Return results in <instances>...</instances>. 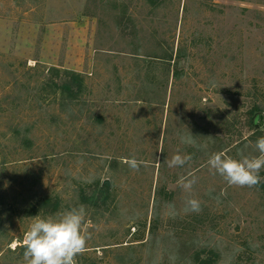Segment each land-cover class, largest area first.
<instances>
[{
    "label": "rangeland",
    "instance_id": "1",
    "mask_svg": "<svg viewBox=\"0 0 264 264\" xmlns=\"http://www.w3.org/2000/svg\"><path fill=\"white\" fill-rule=\"evenodd\" d=\"M261 136L264 0H0V264L80 205L77 264H264V169L240 187L207 164Z\"/></svg>",
    "mask_w": 264,
    "mask_h": 264
},
{
    "label": "clouds",
    "instance_id": "2",
    "mask_svg": "<svg viewBox=\"0 0 264 264\" xmlns=\"http://www.w3.org/2000/svg\"><path fill=\"white\" fill-rule=\"evenodd\" d=\"M184 144H194L193 135L182 136ZM258 155L239 154V158L225 151L214 152L207 164L214 174H219L229 185L253 187L261 181L260 172L264 169V136L254 144ZM191 160L190 155L179 152L166 161L168 167H182ZM124 162L133 170H139L143 161L135 156L125 158ZM195 178L181 177L179 185L185 191H191ZM185 211L199 212L200 201L195 198L186 201ZM175 214L174 207L169 213ZM89 221L83 205L73 207L57 215L36 216L25 232L23 259L25 264H77L76 257L86 248L90 233Z\"/></svg>",
    "mask_w": 264,
    "mask_h": 264
},
{
    "label": "trees",
    "instance_id": "3",
    "mask_svg": "<svg viewBox=\"0 0 264 264\" xmlns=\"http://www.w3.org/2000/svg\"><path fill=\"white\" fill-rule=\"evenodd\" d=\"M72 78H73V80H71V83H65V84H63L62 86H61V89H62V91L64 92V93H69V95H73V96H75V94H76V92H77V90L78 89H80L81 88V81H80V79H79V76L77 75V74H72ZM73 82V83H72ZM73 84V86L74 87H76V91H73L72 90V87H70V85H72ZM49 201H46V202H44L43 201V203H41L40 205H41V207H44V204H46V203H48ZM55 207V206H54ZM203 263V262H202Z\"/></svg>",
    "mask_w": 264,
    "mask_h": 264
},
{
    "label": "water",
    "instance_id": "4",
    "mask_svg": "<svg viewBox=\"0 0 264 264\" xmlns=\"http://www.w3.org/2000/svg\"><path fill=\"white\" fill-rule=\"evenodd\" d=\"M106 185H108L107 183H105Z\"/></svg>",
    "mask_w": 264,
    "mask_h": 264
}]
</instances>
